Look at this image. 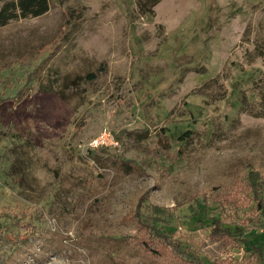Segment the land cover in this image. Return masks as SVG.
Here are the masks:
<instances>
[{"label": "rangeland", "instance_id": "obj_1", "mask_svg": "<svg viewBox=\"0 0 264 264\" xmlns=\"http://www.w3.org/2000/svg\"><path fill=\"white\" fill-rule=\"evenodd\" d=\"M0 264H264V0H48L0 25Z\"/></svg>", "mask_w": 264, "mask_h": 264}, {"label": "trees", "instance_id": "obj_2", "mask_svg": "<svg viewBox=\"0 0 264 264\" xmlns=\"http://www.w3.org/2000/svg\"><path fill=\"white\" fill-rule=\"evenodd\" d=\"M48 8V0H0V25L6 23L9 19L15 18V17H24L27 15L33 16V15H38L42 12H44ZM92 76V74H89ZM47 88V87H45ZM188 129L183 130L179 135L178 138L181 139L183 138L182 135L188 133ZM103 149L105 146H98ZM250 170V176H249V182L250 184H253L255 182L254 180V170L252 168H249ZM260 185V182H259ZM252 190L256 193H253L252 198L255 199V206L257 209L261 210L263 206L262 202V196L259 194V188L257 187H252ZM162 208L158 207L156 205L151 206V211H152V221H156V216L157 213L160 212ZM212 224L214 227H216V232H213V235H223L224 237H231L234 238L236 241L241 240L244 241L245 238L240 236V233L236 234L232 232L227 226H221L219 224V221L217 219H214L212 221ZM152 225V224H151ZM154 226V225H152ZM155 227V226H154ZM157 228V227H156ZM155 228V231L158 232V229ZM159 233V232H158ZM228 239V238H227ZM148 246V244L146 243ZM151 251H155L152 247H150Z\"/></svg>", "mask_w": 264, "mask_h": 264}, {"label": "built area", "instance_id": "obj_3", "mask_svg": "<svg viewBox=\"0 0 264 264\" xmlns=\"http://www.w3.org/2000/svg\"><path fill=\"white\" fill-rule=\"evenodd\" d=\"M109 138V139H108ZM117 143V139L110 134L108 130H100L88 140V145L91 148L98 146H113Z\"/></svg>", "mask_w": 264, "mask_h": 264}]
</instances>
